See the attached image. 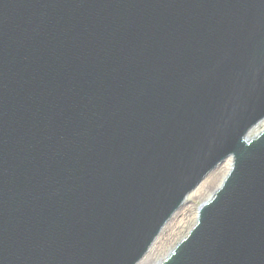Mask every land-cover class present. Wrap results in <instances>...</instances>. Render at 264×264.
Masks as SVG:
<instances>
[{"label": "water", "instance_id": "obj_1", "mask_svg": "<svg viewBox=\"0 0 264 264\" xmlns=\"http://www.w3.org/2000/svg\"><path fill=\"white\" fill-rule=\"evenodd\" d=\"M264 0H0V264H264Z\"/></svg>", "mask_w": 264, "mask_h": 264}, {"label": "bare ground", "instance_id": "obj_2", "mask_svg": "<svg viewBox=\"0 0 264 264\" xmlns=\"http://www.w3.org/2000/svg\"><path fill=\"white\" fill-rule=\"evenodd\" d=\"M264 128V121L260 122L259 125H257L255 128H253L250 131V134H258L260 132V130ZM233 166V159H229L226 161V163H224V165H222L219 170L217 169L216 171H214L213 173H211L203 182L202 184L196 188L191 194L188 195L187 201L195 196V195H199V197H201L202 201L208 200L214 190L222 184L224 178L226 177V175L228 174V172L230 171V169ZM209 188V189H208ZM208 189V191H206ZM198 207H192L191 209H185L184 213H185V217L183 218V221L180 225V222H176L175 225L172 226L171 228V232L169 233L168 237L169 238L166 242L168 243L169 241H172L171 244L169 245H165L163 244L161 247H158L159 249H154L155 245L157 244V242L159 241L161 235L159 236V238L156 240V242L152 245V247L149 250V253H151L148 257L145 256V258L139 262L138 264H141L142 262L145 263V261L147 259H150V257L152 258V261L154 263H156L158 260H160L164 255L167 254V252H169L171 249H173L175 247V245L179 242V240L188 232V230L186 231L185 229L180 232V228H184V224H188L189 226H192L197 218H198ZM191 211V213H190ZM188 215V216H186ZM164 231V230H163ZM186 231V232H185ZM177 236V238H175ZM151 261V262H152Z\"/></svg>", "mask_w": 264, "mask_h": 264}, {"label": "rangeland", "instance_id": "obj_3", "mask_svg": "<svg viewBox=\"0 0 264 264\" xmlns=\"http://www.w3.org/2000/svg\"><path fill=\"white\" fill-rule=\"evenodd\" d=\"M220 167H218V170ZM208 189L206 191H208ZM202 202L203 201H202L201 197H199V195H195V196L191 197L188 201H186V204L174 214L173 218L169 221V223L164 228V231L161 233L162 235H161L159 241L157 242V244L155 245L153 251L155 249H159L158 247H161L163 244H165V245L171 244L172 241H169L168 243L166 241L169 238H171V237H168V235L171 232L172 226L175 225V223L177 221L180 222V225H181L183 218L185 217V213H184L185 209H191L192 207H199ZM190 213H191V211H190ZM186 216H188V215H186ZM183 226H184V228H180V232H182L184 229L187 231L191 227V226L188 227V224H184ZM175 238H177V236ZM148 254L150 255L151 253H148ZM151 261H152V258L150 257V259H147L145 261V263L142 262L141 264H152L153 261L152 262Z\"/></svg>", "mask_w": 264, "mask_h": 264}]
</instances>
